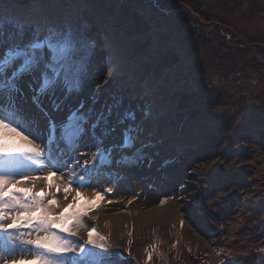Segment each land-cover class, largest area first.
I'll return each instance as SVG.
<instances>
[{
  "label": "rangeland",
  "instance_id": "rangeland-1",
  "mask_svg": "<svg viewBox=\"0 0 264 264\" xmlns=\"http://www.w3.org/2000/svg\"><path fill=\"white\" fill-rule=\"evenodd\" d=\"M11 16L82 33L91 54L83 90L69 103L99 111L118 101L144 129L148 146L133 164L117 153L92 169L94 147L75 153L90 161L84 186L99 182L78 201L91 207L76 239L95 227L120 254L114 264H264V0H3L0 17ZM119 138L117 125L107 143ZM72 155L58 161L67 164L62 179L56 172L53 186L41 179L34 189L55 194L61 209L80 187L72 183L65 199ZM131 195L136 215H109Z\"/></svg>",
  "mask_w": 264,
  "mask_h": 264
},
{
  "label": "snow or ice",
  "instance_id": "snow-or-ice-1",
  "mask_svg": "<svg viewBox=\"0 0 264 264\" xmlns=\"http://www.w3.org/2000/svg\"><path fill=\"white\" fill-rule=\"evenodd\" d=\"M90 54L75 29L45 28L27 16L0 17V264H114L113 255H120L95 227L87 240L76 239L79 233L73 229L86 226L84 209L91 207L78 204L79 191L61 209L55 194L34 190L41 179L53 186L50 177L56 172L63 178L67 164L58 161L70 152L75 167L63 187L65 199L72 183L84 186L90 161L76 159L81 146L95 148L92 169L96 163H111L117 153L125 161L139 159L148 146L141 141L144 129L135 111L121 114L118 101L99 111L83 100L74 107L69 103L83 90ZM26 97L35 111L25 107ZM65 110L62 120L55 119L53 114ZM117 125L119 142L108 144ZM102 199L97 193L92 203Z\"/></svg>",
  "mask_w": 264,
  "mask_h": 264
},
{
  "label": "bare ground",
  "instance_id": "bare-ground-1",
  "mask_svg": "<svg viewBox=\"0 0 264 264\" xmlns=\"http://www.w3.org/2000/svg\"><path fill=\"white\" fill-rule=\"evenodd\" d=\"M105 174L106 175H110L109 173H106V172H105ZM98 183L99 182L96 180V178H94V180H92V183H91V185L89 187L80 186L79 188L76 189L75 193H77V191H79L81 193V196H84L85 194L90 193V191L92 189L97 188ZM123 195L124 194H122V197H123ZM132 197L133 196L131 195L130 198H127L128 201L127 202L125 201V204L123 205V208H125L127 206L126 209H121V212L119 211V212H117V214L110 213L109 215L112 216V217H115L116 215L123 216L124 215L123 212H125V211H126V213H129V214H132V215H136L137 214V208L133 204L132 205L131 204L130 205H127L130 202V199H132ZM115 201H117V200L115 199L113 202H115ZM104 203L107 204L108 201H105ZM169 205H170V202H168L166 204H163V205H159V207H160L159 209L162 212L167 211ZM166 213H168V212H166ZM141 218H142L141 215H138L137 216V219L138 220H140Z\"/></svg>",
  "mask_w": 264,
  "mask_h": 264
},
{
  "label": "trees",
  "instance_id": "trees-1",
  "mask_svg": "<svg viewBox=\"0 0 264 264\" xmlns=\"http://www.w3.org/2000/svg\"><path fill=\"white\" fill-rule=\"evenodd\" d=\"M156 100H157V97L154 98V102L150 103L151 105V112L150 113H153L152 116L155 114V115H159V110H158V106H157V103H156ZM152 101V100H151ZM149 102V101H148ZM149 104V103H148Z\"/></svg>",
  "mask_w": 264,
  "mask_h": 264
}]
</instances>
